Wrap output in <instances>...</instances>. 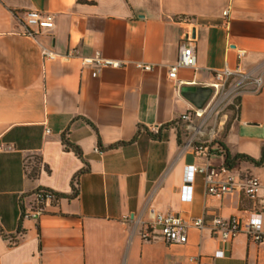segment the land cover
I'll use <instances>...</instances> for the list:
<instances>
[{
	"label": "crops",
	"instance_id": "0c3cea01",
	"mask_svg": "<svg viewBox=\"0 0 264 264\" xmlns=\"http://www.w3.org/2000/svg\"><path fill=\"white\" fill-rule=\"evenodd\" d=\"M32 9L53 13L55 27L27 35ZM186 34L197 67L173 81L168 68ZM44 48L59 57L44 58ZM72 49L126 64L93 76L94 65L64 58ZM239 49L244 69L264 71V0H0V264H264V244L244 233L226 242L191 227L185 244H169L158 229L146 237L138 220L153 206L184 220L261 212L264 221V165L226 168L224 155L186 147L178 121L194 107L182 86L212 84L214 70L238 65ZM220 122L217 139L232 156L260 158L264 89L243 93ZM187 165H210L221 180L253 175L261 187L255 198L240 188L210 195L197 174L186 201ZM40 187L64 196L23 216L22 197L29 210Z\"/></svg>",
	"mask_w": 264,
	"mask_h": 264
},
{
	"label": "built area",
	"instance_id": "2783aa9c",
	"mask_svg": "<svg viewBox=\"0 0 264 264\" xmlns=\"http://www.w3.org/2000/svg\"><path fill=\"white\" fill-rule=\"evenodd\" d=\"M227 18L228 11L224 12ZM24 25L27 27L26 34L36 36L42 30H52L55 27V15L42 10H27L24 12ZM195 38L191 34L181 40L178 59L169 66L168 76L173 81H178V72L181 68H196L197 53ZM246 50H238L240 62L235 68H224L214 70L215 81L210 84L214 88V93L204 109H198L195 106L190 111L184 113L178 121L182 122L187 128L186 147L192 146L197 153H209V148L205 145H211L219 141L217 139L222 116L231 108H237L241 95L245 92H260L264 89V71L255 73L243 68L242 60L246 56ZM43 56L46 59H55L59 55L49 49H43ZM81 58L83 65H94L93 76H97L103 67L120 68L125 66L126 62L117 59L105 58L101 52H96L94 56H80V53L72 49L64 58ZM137 67L151 71L153 65L145 62H137ZM197 119V122H195ZM213 150H219L220 146L215 144ZM197 174L204 176L207 192L210 195H224L238 188L252 198L257 197L261 184L258 177L249 175L241 182H237L233 177L227 180H221L218 177L216 168L210 165H187L184 174V185L182 187V198L186 201L192 200L193 182ZM38 197H43L39 193ZM52 202V198H47V205ZM46 205V207H47ZM46 211V208L30 207L26 210V217H39ZM264 212V206H263ZM147 218L140 217L138 220L147 226L146 237L151 235L152 230L158 229L162 238L169 244H185L188 241V230L191 227L199 230L209 231L213 236L221 238L223 241H231L238 235L244 233L250 240L264 244V221L261 212H254L247 220L240 217H234L231 220H224L220 216L211 219L196 217L190 220H184L173 213L163 212L153 206L146 209ZM219 251L217 256H222Z\"/></svg>",
	"mask_w": 264,
	"mask_h": 264
},
{
	"label": "trees",
	"instance_id": "16d2710c",
	"mask_svg": "<svg viewBox=\"0 0 264 264\" xmlns=\"http://www.w3.org/2000/svg\"><path fill=\"white\" fill-rule=\"evenodd\" d=\"M90 124L91 121L90 120H87ZM64 142L66 143V146L68 148H74L76 149L65 137H64ZM181 142V140H180ZM122 144H125V142H123ZM215 144H218L220 146V149L219 150H213L212 146L215 145ZM206 147L209 148V153L208 154H211V153H218V154H222L225 156V166L226 168H233L238 161L240 160H245V161H249L251 163H253L254 165L256 166H263L264 165V146H263V149H262V155L260 156V158L256 159L250 155H247V154H237L235 156H232V154L228 151V149L226 148V146L221 142V141H217L216 143L214 144H211V145H205ZM77 150V149H76ZM77 153L80 155V151L77 150ZM39 162L36 160L33 164V166H27V171H28V174L31 176V177H36L38 176V172H39ZM39 193H43V197H38V194ZM30 196L34 197V200L31 202L30 206L31 207H35V208H46V205H47V198L48 197H51L52 198V202L54 203H58L62 197L64 196L63 194H59L57 192H55L54 190H51L49 188H44V187H40L38 188L37 190H35L34 192H32L30 194ZM26 196H23L22 197V200H21V203H22V209H23V216H25V212H26V207L24 205V198ZM0 231L3 233V230L0 226ZM4 236L6 238H8L7 235L4 234ZM12 242H16V240H13V238H9Z\"/></svg>",
	"mask_w": 264,
	"mask_h": 264
},
{
	"label": "water",
	"instance_id": "95a60500",
	"mask_svg": "<svg viewBox=\"0 0 264 264\" xmlns=\"http://www.w3.org/2000/svg\"><path fill=\"white\" fill-rule=\"evenodd\" d=\"M181 92L196 108L204 109L213 96L214 88L211 85L192 84L182 86Z\"/></svg>",
	"mask_w": 264,
	"mask_h": 264
}]
</instances>
